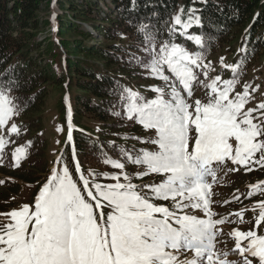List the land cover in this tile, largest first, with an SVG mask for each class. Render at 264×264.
I'll return each mask as SVG.
<instances>
[{
	"label": "snow or ice",
	"instance_id": "1",
	"mask_svg": "<svg viewBox=\"0 0 264 264\" xmlns=\"http://www.w3.org/2000/svg\"><path fill=\"white\" fill-rule=\"evenodd\" d=\"M196 12L194 7L186 12L181 8L172 17L169 32L171 36L179 31L204 47L200 36L187 33L201 24ZM136 27L145 57H132L129 62L148 69L164 87L150 86L156 93L152 99L129 88L122 90L124 117L151 133L125 139L154 148L122 147L121 159L101 151V162L117 171L89 169L85 174L72 144L74 171L61 154L54 161L58 167L50 170L31 204L0 213V264H264V231H258L264 229V200L251 209L254 221H244L253 227L227 233L234 241L231 249L219 238L226 235L221 226L235 221L212 207L218 173L238 170L228 168L229 163L249 172L253 165L264 168V99L246 107L259 85L245 83L243 91L236 92L243 61L229 65L221 57V66L232 72V78H209L211 64L204 63L202 52H189L171 39L158 42L154 28L147 24ZM201 75L206 79L201 80ZM194 85L209 90L206 99L194 98ZM10 92L9 86L0 85V129L8 126L18 133L12 121L21 109ZM70 117L69 108L67 141L72 143ZM5 146L0 135V164ZM24 152L17 147L12 153L15 166ZM128 164L138 170L130 173ZM150 176L160 179L133 182ZM250 187L264 194L260 184ZM234 215L243 221L242 212ZM218 243L225 247L217 248ZM230 255L238 258L229 259Z\"/></svg>",
	"mask_w": 264,
	"mask_h": 264
},
{
	"label": "trees",
	"instance_id": "2",
	"mask_svg": "<svg viewBox=\"0 0 264 264\" xmlns=\"http://www.w3.org/2000/svg\"><path fill=\"white\" fill-rule=\"evenodd\" d=\"M182 2L185 11L193 6L197 9L201 24L187 33L200 36L204 47L185 39L179 31L170 36L172 17ZM139 23L153 27L158 42L171 39L197 52L215 50L217 42L231 34L239 38L240 53L246 52L248 58L264 51V0H204L195 4L192 0H136L135 5L132 0H0V85L11 88L10 95L21 109L18 116L24 124L19 125L15 141L22 142L26 152L19 166L11 160L12 154H7L12 167H18L10 172L11 177L23 180L24 172L40 160L35 153L41 140L27 138L25 133L42 127L50 87H59L71 97L73 144L85 174L88 160L101 159V151L115 159L120 157V148L131 151L130 146L142 144L125 139L140 135L134 128L123 132L122 125L128 127L129 123L121 101L122 90L134 91L133 80L140 79L145 69L129 62L132 57H145L137 34ZM54 27L57 41L51 37L39 40L41 32L53 34ZM124 36L132 45L111 44ZM60 110L62 121L67 122L64 104ZM117 112L121 115L113 114ZM84 121L101 124L98 138L83 128ZM62 154L74 171L72 145L68 144Z\"/></svg>",
	"mask_w": 264,
	"mask_h": 264
},
{
	"label": "rangeland",
	"instance_id": "3",
	"mask_svg": "<svg viewBox=\"0 0 264 264\" xmlns=\"http://www.w3.org/2000/svg\"><path fill=\"white\" fill-rule=\"evenodd\" d=\"M204 0H192V3L202 2ZM53 7V6H52ZM194 7V6H193ZM184 8L183 2L180 3L178 10ZM190 8V7H189ZM196 8V7H194ZM57 10V9H56ZM186 12V11H185ZM183 19H186V15L183 16ZM196 26V25H193ZM90 27V26H89ZM179 27V26H178ZM88 28V26L86 27ZM89 30L92 31L90 28ZM39 40L42 41L47 37H51L53 40H58L55 33V27L53 28V34L49 33H40ZM125 38L119 37L112 41L111 44H116L119 46H130L132 45V40L127 36ZM100 40L99 36H97ZM222 42L216 45L215 50H211L208 53L204 52V63H210L211 68L209 69V78H214L216 75H220L222 80H227L232 78V72L229 69L223 68L221 66V57L224 58V63L229 65L237 64L238 62L243 61L239 68V75L237 77L238 83L235 86L236 92H242L245 83L251 84L254 88L256 85H259V89L256 92H251V95L254 97L253 100L246 105V107H254L256 104L261 102L264 99V51H261L258 55H251L249 58L244 54L246 52L240 53L239 50V38L234 36V34L224 36ZM102 43V42H101ZM134 43V41H133ZM189 52L195 53L197 49L192 48ZM240 53V54H239ZM248 58L247 60H244ZM199 69L197 72L199 73ZM140 79L133 80L134 91L140 93V95L152 99L155 98L156 93L150 90V86L164 87V82L160 79L153 78L149 74L148 69L143 70V75L140 76ZM201 80L206 78L201 75ZM210 82V79L206 80ZM209 90L204 88L201 85H194L193 92L194 98L206 99V93ZM59 87H50L47 91V97L45 101V121L40 129H35L33 131H26V137H36L41 140L39 150L36 151L35 157L39 154V162L35 165H31L32 169L26 170L24 172V179H17L11 177L10 172H14L18 169L12 167L10 161V156L7 154H12L17 147H23V143L15 141V137L19 133H12L8 126L0 129V135L4 136L5 139V148L3 149V164H0V213H7L13 209L18 208L23 203L31 204L34 200L35 195L38 193L40 186L46 181L50 174V170L53 167H58L54 163L68 144V124H69V108L71 110V97L68 93H65ZM61 104L66 107V119L67 122H63L61 119ZM124 113V111H123ZM124 116V115H123ZM39 117V116H37ZM125 121L129 123L128 127L122 125L123 132H130L132 128L135 129V132L140 135V137H147L151 133L146 132L143 127L138 124L135 120H128L125 118ZM19 125L24 124V120H21L19 116H16L12 121ZM72 125L73 131V123ZM32 124V122H31ZM83 128H88L91 132V135L95 138L99 137L98 131L101 128V124H98L95 121H84ZM58 129H60L58 131ZM30 132V133H29ZM13 134L14 137H9ZM23 135V134H22ZM73 137V136H72ZM22 139V138H21ZM126 146V145H124ZM24 148V147H23ZM131 149H153L154 146L150 144H141L136 146H130ZM26 152L22 154V157H25ZM109 157H113L107 153ZM114 158V157H113ZM115 159H121L115 158ZM11 160H13L11 158ZM9 164V165H8ZM87 172L89 169L95 170L97 172H112L117 171L112 169L110 166L105 165L101 162V159H89L86 163ZM236 167V171H228V169H222L217 176V182L213 184V192L215 195L213 199V211L219 213L223 218L227 220L235 221L234 223H225L221 227L226 235L220 237V240L226 241V247L231 249L234 247V241L227 233L231 232L233 229L238 228L241 231H247L253 227L252 223H246L244 221H254L253 212L251 211L253 205H258V202L264 200V194L261 193L258 189H253L250 187L254 184H260L261 189H264V168H261L259 165H253L252 171H246L242 166H233L229 163L228 168ZM127 171L130 173L138 170L136 166L128 164ZM19 174V172H18ZM87 174V173H86ZM160 177L150 176L145 177L143 181H133L134 183H147L153 180L159 181ZM255 193L252 196H249V193ZM237 197L239 199H237ZM258 211V208H257ZM243 213V221L235 213ZM2 219V217H0ZM258 231H264L260 229ZM224 244H217V248H224ZM192 253H188V256H191ZM183 258V257H182ZM236 255H230L229 259H237Z\"/></svg>",
	"mask_w": 264,
	"mask_h": 264
}]
</instances>
